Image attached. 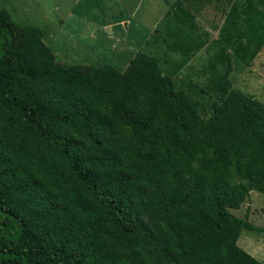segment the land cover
<instances>
[{"label": "trees", "instance_id": "trees-1", "mask_svg": "<svg viewBox=\"0 0 264 264\" xmlns=\"http://www.w3.org/2000/svg\"><path fill=\"white\" fill-rule=\"evenodd\" d=\"M242 13L221 39L249 68L264 11ZM183 28L177 70L201 47ZM43 36L0 8V264H262L238 240L264 230L230 211L264 194V104L229 55L204 120L155 57L65 64Z\"/></svg>", "mask_w": 264, "mask_h": 264}, {"label": "rangeland", "instance_id": "rangeland-1", "mask_svg": "<svg viewBox=\"0 0 264 264\" xmlns=\"http://www.w3.org/2000/svg\"><path fill=\"white\" fill-rule=\"evenodd\" d=\"M248 4L264 11V0H0V8L14 22L44 33V43L61 63L109 65L122 71L138 52L155 57L175 89L198 105L204 120L218 99L212 81L224 72L227 54L231 87L264 104V46L246 68L221 39L233 21L242 27V10ZM180 25L193 45L204 46L177 70L182 53L172 45ZM230 212L264 230V194L251 191ZM238 245L264 264V232L242 230Z\"/></svg>", "mask_w": 264, "mask_h": 264}, {"label": "crops", "instance_id": "crops-1", "mask_svg": "<svg viewBox=\"0 0 264 264\" xmlns=\"http://www.w3.org/2000/svg\"><path fill=\"white\" fill-rule=\"evenodd\" d=\"M128 24V22H124V25H127ZM182 40H184V45L185 46H188V47H191L190 49H189V51H192L197 45H199V44H201V47L197 50V51H195L194 53H193V55L192 56H190V58H189V60L187 61V63L192 59V57H194L195 56V54L204 46V44L201 42V43H197V44H195V45H193L194 44V42H191V40H190V37H189V35H188V33L185 31V34H184V36H183V38H182ZM190 53V52H189ZM186 63V64H187ZM185 64V65H186ZM184 65V66H185ZM183 66V67H184ZM183 67H181L180 69H182Z\"/></svg>", "mask_w": 264, "mask_h": 264}]
</instances>
